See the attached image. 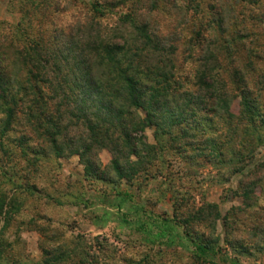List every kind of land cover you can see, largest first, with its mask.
I'll return each instance as SVG.
<instances>
[{"label":"trees","instance_id":"trees-1","mask_svg":"<svg viewBox=\"0 0 264 264\" xmlns=\"http://www.w3.org/2000/svg\"><path fill=\"white\" fill-rule=\"evenodd\" d=\"M20 1L16 31L0 36L1 152L15 145L29 167L78 155L96 176L108 150L107 181L112 172L133 181L170 148L230 163L241 206L223 214L215 202L187 206L181 194L163 222L181 228L195 264H221L227 247L264 250V161L256 157L264 146V46L250 24L264 21V0H215L206 21L196 19L198 0H91L85 8L78 0ZM70 10L71 22L58 25ZM156 10L176 17L175 31H163ZM153 127L155 144L145 139ZM188 149L194 154L185 156ZM44 250L42 264L87 263L86 255L74 262V248Z\"/></svg>","mask_w":264,"mask_h":264},{"label":"rangeland","instance_id":"rangeland-1","mask_svg":"<svg viewBox=\"0 0 264 264\" xmlns=\"http://www.w3.org/2000/svg\"><path fill=\"white\" fill-rule=\"evenodd\" d=\"M90 1L78 0V4L85 8ZM198 1L201 8L196 19L206 21L215 0ZM178 3L186 6L187 2ZM22 4L0 0V36L14 34ZM73 14V10L63 12L58 25L71 22ZM153 16L163 31H175V16L159 10ZM116 19L112 15L103 20L113 23ZM37 23L38 19L31 26L26 23L28 32L35 33ZM250 24L264 46V21ZM155 130L145 133V139L154 144ZM161 140L166 142V137ZM6 148L7 155L0 150V196L5 200L0 213V264H42L45 248L58 251L60 247L74 248L76 263L86 255V264H195L192 246L183 240L181 228L163 222L173 218L181 194L186 195L187 206L215 202L223 214L243 201L234 194L240 176L231 173L232 164L214 166L203 157H184L178 149L163 150L148 172L130 182L119 181L113 172V181L105 179L112 158L108 150L101 152V168L92 176L78 155L41 158L29 167L20 148L11 143ZM186 154L194 152L188 149ZM256 157L264 161V146ZM218 232L224 236L221 226ZM248 252L240 254L227 247L221 264H232L228 257L238 258L239 264H264V250L253 246Z\"/></svg>","mask_w":264,"mask_h":264}]
</instances>
